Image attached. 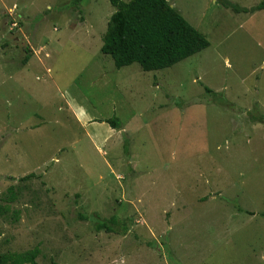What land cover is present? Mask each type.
Segmentation results:
<instances>
[{
	"label": "rangeland",
	"instance_id": "1",
	"mask_svg": "<svg viewBox=\"0 0 264 264\" xmlns=\"http://www.w3.org/2000/svg\"><path fill=\"white\" fill-rule=\"evenodd\" d=\"M167 1L210 47L144 72L101 52L109 0H0V254L264 264V10Z\"/></svg>",
	"mask_w": 264,
	"mask_h": 264
},
{
	"label": "trees",
	"instance_id": "2",
	"mask_svg": "<svg viewBox=\"0 0 264 264\" xmlns=\"http://www.w3.org/2000/svg\"><path fill=\"white\" fill-rule=\"evenodd\" d=\"M82 1L72 0V5L78 7ZM109 1L116 11L108 21L101 52L113 59L117 69L139 64L144 72L163 70L210 47L206 36L167 0ZM217 2L236 13L264 10V0L251 9L229 0ZM28 61L29 58L25 64ZM259 121L264 122V118ZM106 123L113 129H120L122 125L117 118L108 119ZM98 228L112 232L107 224H100ZM39 254L37 248L24 253L0 254V264H37Z\"/></svg>",
	"mask_w": 264,
	"mask_h": 264
},
{
	"label": "crops",
	"instance_id": "3",
	"mask_svg": "<svg viewBox=\"0 0 264 264\" xmlns=\"http://www.w3.org/2000/svg\"><path fill=\"white\" fill-rule=\"evenodd\" d=\"M254 13H255V12H254ZM254 13H253V14H254ZM247 14H252V13H247Z\"/></svg>",
	"mask_w": 264,
	"mask_h": 264
}]
</instances>
